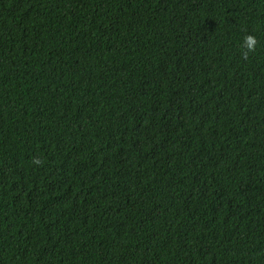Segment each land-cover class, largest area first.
Segmentation results:
<instances>
[{"label": "trees", "instance_id": "obj_1", "mask_svg": "<svg viewBox=\"0 0 264 264\" xmlns=\"http://www.w3.org/2000/svg\"><path fill=\"white\" fill-rule=\"evenodd\" d=\"M0 264H264V0H0Z\"/></svg>", "mask_w": 264, "mask_h": 264}, {"label": "clouds", "instance_id": "obj_2", "mask_svg": "<svg viewBox=\"0 0 264 264\" xmlns=\"http://www.w3.org/2000/svg\"><path fill=\"white\" fill-rule=\"evenodd\" d=\"M255 43H256V41H255L254 37L249 36V37L245 38V45L249 51H251L253 49Z\"/></svg>", "mask_w": 264, "mask_h": 264}]
</instances>
